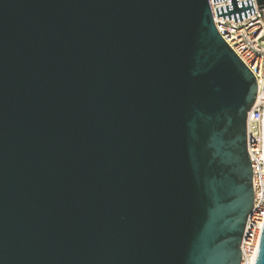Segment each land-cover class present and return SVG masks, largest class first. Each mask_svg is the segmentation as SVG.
<instances>
[{
  "label": "water",
  "instance_id": "water-1",
  "mask_svg": "<svg viewBox=\"0 0 264 264\" xmlns=\"http://www.w3.org/2000/svg\"><path fill=\"white\" fill-rule=\"evenodd\" d=\"M256 96L207 0H0V264H241Z\"/></svg>",
  "mask_w": 264,
  "mask_h": 264
},
{
  "label": "built area",
  "instance_id": "built-area-1",
  "mask_svg": "<svg viewBox=\"0 0 264 264\" xmlns=\"http://www.w3.org/2000/svg\"><path fill=\"white\" fill-rule=\"evenodd\" d=\"M247 0H237L238 3ZM217 32L254 75L257 96L247 113V152L252 168L253 209L248 218L241 245V264H249L251 248L258 242L264 220V9L257 0H251L254 14L243 21L216 18L217 8L229 6L228 0L212 3L207 0ZM258 233V235H257Z\"/></svg>",
  "mask_w": 264,
  "mask_h": 264
},
{
  "label": "bare ground",
  "instance_id": "bare-ground-1",
  "mask_svg": "<svg viewBox=\"0 0 264 264\" xmlns=\"http://www.w3.org/2000/svg\"><path fill=\"white\" fill-rule=\"evenodd\" d=\"M258 235V233H257ZM256 250H257V246L256 243H254L253 248H251V252H250V260L248 261L249 264H253L254 259H255V255H256Z\"/></svg>",
  "mask_w": 264,
  "mask_h": 264
}]
</instances>
